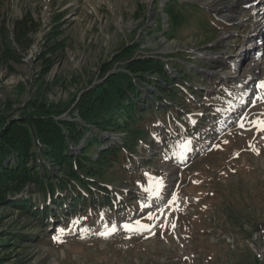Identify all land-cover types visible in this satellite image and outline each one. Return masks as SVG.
I'll use <instances>...</instances> for the list:
<instances>
[{
  "label": "rangeland",
  "instance_id": "374dc122",
  "mask_svg": "<svg viewBox=\"0 0 264 264\" xmlns=\"http://www.w3.org/2000/svg\"><path fill=\"white\" fill-rule=\"evenodd\" d=\"M263 8L264 0L238 6L236 0H0V23L7 31L25 13L39 22L27 35L21 60L0 62V119L6 124L28 113L70 119L80 94L103 79L104 68L105 76L129 73L125 62L139 55L177 61L197 75L193 83L199 86L198 92L185 91L189 104L170 102L172 110L160 112L154 103L144 118L148 130L139 125L100 132L93 121L106 115L109 100L95 107L85 123L104 136L100 142L122 138L132 145L125 168L111 167L100 182L121 200L122 210L84 216L89 226L78 230L61 213V233L53 230L54 221L42 230L16 210L1 208L0 231L22 230L31 238L1 250L0 256L9 255L5 263L264 264V132L245 131L234 122L245 111L248 120L264 119V101L251 103L264 95L256 87L264 81V35L262 41L258 33L250 37ZM52 29L64 44L49 54L44 45L54 43L46 34ZM133 42L138 47L124 53ZM248 64L261 69L250 83L236 82L233 76ZM171 70L182 79L181 71ZM211 107L208 120L211 114L203 113ZM176 111L197 135L173 133ZM189 141L190 150L184 147ZM145 173L163 179L160 198L143 191L149 185ZM136 220L150 229H123Z\"/></svg>",
  "mask_w": 264,
  "mask_h": 264
},
{
  "label": "trees",
  "instance_id": "16d2710c",
  "mask_svg": "<svg viewBox=\"0 0 264 264\" xmlns=\"http://www.w3.org/2000/svg\"><path fill=\"white\" fill-rule=\"evenodd\" d=\"M29 15L25 13L16 19L10 31H7L4 23H0V62L21 60V48L27 47L30 41L27 35L39 27V22H34ZM46 34L47 40L54 39V43L44 45L46 53L50 54L63 46L62 39H55L59 35L56 29ZM137 47L138 43L133 42L124 53H130L131 49ZM44 59L48 62L46 56ZM182 66L177 61L139 55L125 62V69L129 73L117 71L105 76L107 68H104L103 79L80 94L70 119L32 113L7 124L0 119V209L16 210L42 230H48L52 221L58 222L54 227L56 232L66 222L59 219L61 213L78 230L84 224L89 226L90 221L84 216H100L101 213L104 215L122 210L121 200L100 182L111 167L123 163L125 168L126 152L132 145L122 138L119 141L105 139L107 142L102 143L100 141L104 136L101 137L100 132H124L139 125L142 127L138 129L148 130L144 118L155 106L158 111L165 112L172 110L166 105L170 102L189 104L190 98L185 91L198 92L199 86L193 83L198 81V77L192 75L190 68L182 69ZM169 69L181 71L179 77L182 79L169 73ZM152 89L154 91L150 94ZM106 100H109L106 115L93 121L100 131L95 133L91 131L93 125L85 123V118L95 107L105 104ZM210 110L206 109L207 112ZM179 114L173 117L176 123L179 122L173 125V133L194 132L185 123L184 114ZM199 119H203L205 124L204 117ZM73 145L78 149H72ZM52 205L56 206V210L49 215ZM31 236L38 238L36 233H31ZM30 239V234L22 230L1 229L0 251L30 242ZM10 240L15 243H10ZM7 260L9 255L0 256V264H6ZM25 261L17 260L10 264H26Z\"/></svg>",
  "mask_w": 264,
  "mask_h": 264
},
{
  "label": "snow or ice",
  "instance_id": "6c2138e0",
  "mask_svg": "<svg viewBox=\"0 0 264 264\" xmlns=\"http://www.w3.org/2000/svg\"><path fill=\"white\" fill-rule=\"evenodd\" d=\"M257 88L264 91V81H259V83L256 85ZM257 100L264 101V95H257L255 99L251 101L252 105L255 106V103ZM234 122L236 123L237 127L241 129H245V131H251L252 128H255L257 133L264 132V119H258V120H248V113L245 111L242 114H239ZM227 143V141H225ZM190 141L184 145L186 149H189ZM190 150V149H189ZM253 150L259 154V150L253 148ZM146 176H148L147 173H145ZM149 185L146 188H143V191L145 193H151L154 199L160 198L163 192L164 183L162 178L152 177L148 176ZM173 202L175 201V197L172 198ZM147 219L151 220L153 219L152 214H149ZM112 229V232H115L117 230V227L115 225L110 226ZM123 229L128 232H136V233H142L144 231H147L150 229L151 226L144 224L141 220H136L134 223H125L122 225ZM63 229H60V232L63 233ZM108 235L112 233H107ZM154 234V233H153ZM56 239V237H54Z\"/></svg>",
  "mask_w": 264,
  "mask_h": 264
},
{
  "label": "bare ground",
  "instance_id": "6f19581e",
  "mask_svg": "<svg viewBox=\"0 0 264 264\" xmlns=\"http://www.w3.org/2000/svg\"><path fill=\"white\" fill-rule=\"evenodd\" d=\"M251 1L252 0H236V5L238 6V4L248 3ZM255 26H256V27H254L255 30H254V32L252 30L250 37L255 35L258 32H261L260 30L262 28H264V15L259 16V18L255 22ZM248 67H249L248 69H246V68L243 69V68L239 67V70L237 71L238 73L235 76H233L234 79L237 78L236 82L241 83V84L250 83L253 79L254 74H256V72L261 69L260 67H257L255 64H248Z\"/></svg>",
  "mask_w": 264,
  "mask_h": 264
}]
</instances>
